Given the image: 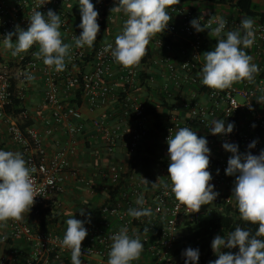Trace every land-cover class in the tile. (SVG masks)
Masks as SVG:
<instances>
[{
	"label": "built area",
	"instance_id": "2783aa9c",
	"mask_svg": "<svg viewBox=\"0 0 264 264\" xmlns=\"http://www.w3.org/2000/svg\"><path fill=\"white\" fill-rule=\"evenodd\" d=\"M92 2L99 13L98 23L100 31L104 29V38L91 48H77L73 37L82 31L78 27L81 22L78 0H50L44 5L41 0H0V47L3 45V36L15 31V26L27 29L29 16L34 10L46 14L49 9L60 15L62 39L72 45L70 55L65 59V68L59 72L44 65L42 59L33 55L39 50L38 45H33L27 52L15 57L10 51L9 57L0 61V117L5 118L10 138L20 145L23 158L33 169L31 175L37 196L29 211L38 218L37 222L29 224L21 219L9 220L6 229L4 226L0 227V241L7 248L0 255V264H50L70 256V250L61 245L63 234L36 229L39 222L37 207L44 205L49 198L63 193L70 178L89 188L93 185L78 171L71 169L69 155L76 150L71 140L63 144L57 142V146L49 151L37 129L20 128L19 121L29 116L27 111L17 117L5 113V108L12 102L13 80H16L17 95L24 99V87L34 81H29L27 75H42V108L50 110L49 117L44 118L45 133L49 135L53 134L56 126H63L70 139L75 134L82 133L85 128L84 108L93 111L112 105L113 109H119L120 115L135 123L134 129L129 133L121 127L111 129L104 120L98 118H94L92 124L102 132L107 153H112L117 140L123 137L122 146L129 159L144 149L152 129L153 120L144 114L141 98L150 95L152 99L162 103L161 94L166 97L168 106L163 109L166 112L165 129L161 132L155 130L159 135V155L161 161L166 163L156 179V182L159 179L161 183L150 189L146 179L140 174V178L130 185L134 180L133 173L125 176L127 166L119 162L111 163L101 173V178L111 184V191L118 185L120 189L116 200L101 206L102 225H95L82 241L81 257L96 260L97 264H107L110 237L121 227H127L129 235L135 233L140 236L143 243L142 264H171L178 241L186 232L184 223L205 217L202 212H190L179 204L170 187H163L162 182L171 183L167 177L170 163L167 137L171 135V131L175 133L179 127H190L198 136L207 138L211 152L224 149L222 145L225 142L237 144L241 153L250 151L258 155L264 149V22L253 20L254 43L245 49L252 57V63L258 65L259 72L254 74L252 81L244 79L234 82L230 88L217 90L202 84L201 69L203 54L215 48L218 38L211 33L216 39L209 45L207 36L210 29L197 32L190 21L199 19L203 26L211 20L210 27L215 28V21L223 19L227 22L225 31L237 30L244 17L235 9L234 13L225 14L198 11L178 1L168 9L172 19L167 29L152 37V51L147 64L140 61L138 65L124 67L114 60L110 50L106 52L104 48L106 43L114 46L115 37L120 33L127 17L123 11L111 13L116 0ZM228 7L232 9L229 5ZM105 19L108 22L103 27ZM18 82L22 86L20 89L17 87ZM79 91L83 100L80 106L76 104ZM201 97L204 99L201 100ZM216 119H223L225 124L234 123L233 131L226 135H213L210 129L212 121ZM252 141H256V147L249 149L248 145ZM231 155L225 150L221 156L210 157L208 170L213 177L211 183L219 192L213 203L218 208L237 207L234 196L231 197L235 176H228L224 171ZM140 194L144 196V206L153 210L150 217L134 218L128 215V209L136 207L135 200ZM111 224L114 226L109 229ZM228 232L220 229L214 237L224 236ZM18 239H26L31 243L29 254L22 255L14 244V240ZM222 251L236 253L239 248H223ZM217 258L218 255L212 249L209 261ZM137 261H133V264Z\"/></svg>",
	"mask_w": 264,
	"mask_h": 264
},
{
	"label": "clouds",
	"instance_id": "9594fccd",
	"mask_svg": "<svg viewBox=\"0 0 264 264\" xmlns=\"http://www.w3.org/2000/svg\"><path fill=\"white\" fill-rule=\"evenodd\" d=\"M44 4L47 0H41ZM178 0H116L112 12H121L127 19L119 34L115 37V44L106 43L104 50H110L114 60L124 67L138 65L145 55L146 46L156 33H163L172 19L168 9L177 4ZM82 29L79 35L73 37L75 47H93L100 31L98 23L99 13L92 0H78ZM27 29L15 26V31L4 35L3 46L11 50L12 56L27 52L33 45H38V51L33 55L42 59L44 65L59 72L65 68V59L70 55L71 44L65 43L60 31V15L52 9L46 14L34 10L29 16ZM201 24L199 19H192L191 26L202 32L206 28L218 38V43L211 51L203 54L204 63L201 69V82L212 89L224 90L230 88L234 82L247 79L252 81L259 67L252 63V57L245 49L254 43V21L250 17L241 18L237 30L226 29V21L217 19L216 27ZM223 33V36H222ZM13 36L16 37L13 42ZM29 81L35 77L28 74ZM234 129V123L225 124L223 119L212 121L210 129L213 135L229 134ZM171 131V130H170ZM169 166L167 176L170 184L162 182L163 187L174 194L179 204L190 212H199L202 205H209L218 196L215 185L211 183L213 177L208 170L211 149L204 136H198L190 127H179L175 133L167 137ZM223 148L230 152L225 168V174L235 176L232 196H234L240 217L246 222L257 224L255 234L246 228L237 226L234 231L226 235H216L211 247L218 255L208 264H264V149L258 155L250 151L241 153L235 143L225 142ZM256 141H252L248 148H255ZM33 169L27 165L23 154L19 151L0 148V227L9 220H19L22 215L31 210L37 196L34 187ZM219 174V169H217ZM158 182L152 183L156 187ZM136 207L128 209V215L134 218L150 217L151 207H145V199L140 194L135 200ZM81 215H85L81 209ZM66 230L61 245L71 252V264H83L81 259L82 241L88 235L85 227L90 218L80 220L74 216L66 220ZM147 231V229H145ZM111 246L107 264H133L143 252V243L138 234L129 235L127 227H121L111 237ZM238 246L239 251L223 252V248L233 249ZM184 264H198L200 251L198 248H186L183 253Z\"/></svg>",
	"mask_w": 264,
	"mask_h": 264
},
{
	"label": "crops",
	"instance_id": "0c3cea01",
	"mask_svg": "<svg viewBox=\"0 0 264 264\" xmlns=\"http://www.w3.org/2000/svg\"><path fill=\"white\" fill-rule=\"evenodd\" d=\"M260 5H264V0H255ZM12 5V3H11ZM195 9L198 11H209L215 13H229L230 8L228 5H214L207 1H203L200 4L195 5ZM214 36L209 33L207 36V42L212 45L215 42ZM16 37H13L15 42ZM10 49H7L3 45L0 47L1 60L8 58L10 55ZM17 87L20 89L22 86L18 82ZM44 93V82L42 75L39 73L36 75L34 81L24 87V105L29 116L34 120L35 126L45 141V146L49 151H52L57 142L69 143L70 140L75 144L76 150L74 154L69 155V162L71 169L78 171L87 180L92 182V188H89L85 184L78 182L74 178L68 179L65 187V191L58 195L49 198L45 203V207L50 208L52 211H57L60 214L59 222L52 226L50 232H57L63 234L66 230V220L75 215V218L85 220L90 218V223H86L85 227L88 230L94 228L95 225H102V217L99 212L103 205L108 193L111 191V184L107 180L101 178V173L108 169L111 163H121L127 166L129 160L128 154L122 146V138L117 140L116 148L112 153H107L104 149L105 138L102 132L96 129L92 120L94 118L102 119L111 129L121 127L126 133L132 131L135 127V123L132 120L127 119L120 115L119 109H113L112 105L103 107L96 110H89L84 108V131L79 134H75L71 139L67 135V131L63 126H56L52 135L45 133L44 118L49 117L50 110L42 108ZM204 97H201L203 100ZM206 100V99H205ZM166 113V112H165ZM183 114H185L183 112ZM0 148L4 150L19 151L21 152L20 145L14 142L7 131V124L5 118L0 117ZM225 149H217L211 152V156L218 157L223 155ZM134 180L130 182V185L140 178V172L136 170L132 174ZM129 184V183H128ZM70 203V204H69ZM81 209L88 211L90 209H96L97 213L91 217H81ZM21 220L24 223H34L38 221V218L31 212L27 211L22 215ZM114 226L111 224L109 229ZM7 225H4V229ZM14 244L25 256L31 251V243L26 239L14 240ZM7 248L4 243L0 241V255L6 252ZM83 264H97L98 261L93 259L82 258ZM144 258L140 256L136 264L144 263ZM50 264H71V255L68 256L63 262L52 261Z\"/></svg>",
	"mask_w": 264,
	"mask_h": 264
},
{
	"label": "trees",
	"instance_id": "16d2710c",
	"mask_svg": "<svg viewBox=\"0 0 264 264\" xmlns=\"http://www.w3.org/2000/svg\"><path fill=\"white\" fill-rule=\"evenodd\" d=\"M183 4H187L192 8H195L196 4H200L203 1H207L214 5H229L232 9H235L238 14L243 17H250L252 20H258L264 22V9L258 8L255 0H178ZM108 19H105L103 22V27H106V23ZM104 29H102L97 35V39L94 42V46L96 43L104 38ZM159 34V33H158ZM169 42V40H167ZM152 51V38L150 39L149 44L146 46L145 55L142 57L141 61L147 64L148 59L150 58V52ZM149 88V86H148ZM150 89V88H149ZM12 102L5 108V113L11 115L13 117H17L22 112L26 111V106L24 105V99H21L16 92V80L12 82ZM201 90H204L202 88ZM123 94V93H122ZM123 96V95H121ZM122 98V97H121ZM144 103V114L151 117L153 120L152 129L149 131L148 140L144 149L139 153L133 155L127 162V171L125 176H128L138 170L142 177L146 179V184L150 189H154L152 183H156V179L158 178L163 166H165V162L161 161L159 155V138L158 133L165 129V111L164 108H167L168 103L166 101V97L164 94H161V102H158L152 97H143L141 98ZM82 96L81 92H78L76 104L80 106L82 104ZM19 126L22 130L26 129V127H34V120L28 116L19 121ZM147 154V155H146ZM120 185L116 186V188L109 192V197L105 199L104 204L109 203L110 201L116 200V196L119 192ZM211 203V202H210ZM212 204L214 205L213 201ZM38 216L39 222L36 225V229L43 232H50L53 225L59 222L60 214L57 211H52L50 208L45 207V205H38ZM101 209V208H100ZM85 215H81V217H91L97 213L96 209H90L88 211H84ZM100 212V210H99ZM186 232L178 241V246L176 247L174 254L182 255L183 251L192 247L194 249L198 248L200 251V258L198 264H208L209 257L212 253L211 242L214 239L215 233L220 229H225L230 231H234L237 226L242 228H246L250 231L251 234H255L256 229L258 227L257 224H252L250 222H246L241 219L238 207L233 209L230 206H221V207H213L212 215L210 217H203L195 222L184 223ZM183 257V255H182ZM65 260V259H64ZM61 260L60 262H63ZM185 257H183V261L180 263L172 262L171 264H184Z\"/></svg>",
	"mask_w": 264,
	"mask_h": 264
},
{
	"label": "rangeland",
	"instance_id": "374dc122",
	"mask_svg": "<svg viewBox=\"0 0 264 264\" xmlns=\"http://www.w3.org/2000/svg\"><path fill=\"white\" fill-rule=\"evenodd\" d=\"M256 5L258 6V8L264 9V5H260L258 2H256ZM229 12L234 13V10L233 9H230ZM213 207H214V205L212 204V202L209 203V205H202L199 212L204 213V216L205 217H210L212 215ZM173 261L174 262H177V263L182 262L183 261L182 255H175L174 254Z\"/></svg>",
	"mask_w": 264,
	"mask_h": 264
}]
</instances>
